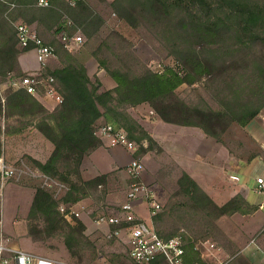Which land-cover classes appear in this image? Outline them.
<instances>
[{
	"label": "trees",
	"instance_id": "obj_1",
	"mask_svg": "<svg viewBox=\"0 0 264 264\" xmlns=\"http://www.w3.org/2000/svg\"><path fill=\"white\" fill-rule=\"evenodd\" d=\"M38 2L0 0V84L11 76L27 75L19 65V56L32 48L20 49L17 45L15 25L21 22L33 26L46 43L54 45L57 63L48 64L45 71L56 79L63 97L50 110L38 96L23 88L10 89L4 98L0 92V117L14 118L19 123L9 134L32 125L53 144L46 160L28 156V163L65 185L59 197L40 184L35 186L27 215L31 239L60 237L79 263L86 249L95 248L86 235V223L76 213L66 216L60 205H73L85 198L104 202L110 177L117 171L90 179L81 174L85 155L102 144L96 134L100 120L108 119L124 128L128 138L138 144L135 156L141 158L154 147V137L129 112L130 107L147 103L164 122L197 127L246 163L258 156L264 159V149L247 134L242 139L233 136L235 146L227 139L235 127L244 130L264 109V0L109 1L119 19L133 28L150 31L176 64L153 70L126 45L107 56L104 51L109 50V37L102 39L91 54L116 82L109 89H101L99 77L89 75L85 61L56 35L61 30L69 35L80 31L86 42L92 41L106 24L102 13L90 0H76L74 4L48 0L46 6ZM49 32H54L53 37H48ZM113 34L122 39L119 33ZM183 84H197L196 98L187 100L177 92ZM258 208L241 193L218 204L184 171L166 203L150 213V223L166 239L183 235L184 264H209L196 248L198 238L178 233L179 223L201 219L212 228L223 215L251 214ZM251 256L253 264L263 260L256 251ZM155 264L166 261L161 257Z\"/></svg>",
	"mask_w": 264,
	"mask_h": 264
},
{
	"label": "rangeland",
	"instance_id": "obj_2",
	"mask_svg": "<svg viewBox=\"0 0 264 264\" xmlns=\"http://www.w3.org/2000/svg\"><path fill=\"white\" fill-rule=\"evenodd\" d=\"M90 1L105 17L106 24L102 28L100 36L96 39L86 42L83 37V42L75 48L73 53H76L85 62L90 59L88 62L90 63V73L99 77L102 83L101 89H109L112 85H116V82L99 66L97 60L91 54V50L101 43L102 39L107 40L108 37L109 50L104 51L107 56L113 55L109 53L111 51L113 53L121 51L123 47L126 48V45V49L132 51L144 65L153 70H162L165 65H176L175 60L161 49L158 40L150 31L145 28H133L126 21L119 19L110 8L109 1L111 0ZM113 31L119 33L123 40L116 37ZM76 33L82 34L80 31ZM59 34L56 35L61 41ZM53 35L54 32L48 33L49 38ZM52 46L54 45L52 44ZM19 62H21L22 65L20 63L19 65L22 68L40 66L39 69L24 70L26 74L38 71L41 68L46 73V66L56 64L57 57H52L41 67L35 51L31 49L20 54ZM20 78L11 76L6 82L0 84V92L3 98L10 89L15 88L13 82ZM196 85L183 84L178 87L177 92L187 100H192L197 96L194 90L197 88ZM43 98L45 100L41 101L50 110L59 105L51 98ZM128 110L152 134L154 139L157 137L162 142L159 144L160 142L155 139L154 147L143 153L141 157L143 164L142 180L152 187L162 205L175 191L179 177L186 170L210 194L216 203H224L232 197L230 194L234 188H241L243 193L248 195L250 201L262 205L260 212L264 214V193H258L255 190L257 177L264 178L263 159L257 158L252 162L243 163L239 171L236 172L240 176V180L236 182L230 178L232 171L228 167L221 168L220 163L223 160L221 155L214 153V150H210L209 154L203 157L205 151L198 153L196 150L197 145L190 142V139H192L190 137H187L189 144H183L180 141L183 132L174 135L169 129L178 124L172 125V123L160 120L147 103L130 107ZM17 124L19 123L14 118L5 120L0 117V152L4 153L11 161L24 160L28 163V156L43 161L46 160L50 153L49 147H53L52 142L32 125H28L21 132L9 134L8 131L12 130L13 125ZM179 129L181 131L188 130L194 136H197L196 134L199 132L203 133L199 128L192 126L187 128L181 126ZM232 131L233 134L231 133L227 139L231 145L235 146L234 142H231L233 136L242 139L246 137L245 134L247 133L238 127H235ZM143 145L147 147V141H144ZM207 145L211 146V142H208ZM206 149L204 148V150ZM221 149L226 153L224 146ZM184 152L185 155L180 159V154H184ZM98 163L103 168L104 162L101 160ZM126 173L127 171L123 169L121 173L117 174L116 172L110 177L104 202L85 198L90 202V205L84 210L96 226L92 231H89L87 226L86 235L94 243L95 248L86 249L83 261L80 263L91 264L95 259L102 257L106 264H131V259L128 256L127 234L123 233L120 237L111 236L109 234L114 227L112 228L111 225L104 222L101 224L96 222L99 217L112 215L120 210L121 204L124 203L123 199L127 197L131 182V180L128 182L130 177ZM39 184V181L29 178L19 182L13 180L5 182L1 191L2 199H0V240H4L14 248L61 260L74 261L62 238L55 237L46 241H34L28 236L27 215L33 200L35 186ZM50 190L53 191V189ZM64 190L65 188L56 195L54 192V195L59 197ZM137 211L139 212L137 214L151 225V211L146 203H142L140 210L137 209ZM239 214L234 213L230 216L223 215L217 218L216 224L212 228L208 227L201 219L196 222L184 221V223H179L178 233L185 232L191 236H196L198 238L196 248L199 249L201 255L209 264H253L252 252L256 251L261 258L263 254H260L261 252L258 249L253 248L254 241L249 242V239L255 238L256 240V235L249 237V233L243 230L245 218ZM84 220L92 224L91 220L86 218Z\"/></svg>",
	"mask_w": 264,
	"mask_h": 264
},
{
	"label": "built area",
	"instance_id": "obj_3",
	"mask_svg": "<svg viewBox=\"0 0 264 264\" xmlns=\"http://www.w3.org/2000/svg\"><path fill=\"white\" fill-rule=\"evenodd\" d=\"M74 4L76 0H68ZM39 5H48V0H39ZM71 24V20L67 21ZM18 35V47L25 49L31 47L35 53L41 67L48 60L55 56L54 47L46 43L38 34L36 29L25 23H16ZM60 39L65 47L74 52L83 42L80 33L69 35L65 30L60 31ZM14 89L23 88L28 92L42 97L53 99L60 104L63 97L59 91L56 79L43 71L32 72L13 82ZM96 134L101 139H106L110 145H122L134 153V157L127 166V173L131 179L124 203L120 210L108 216H101L97 223L113 225L114 228L109 235L120 237L123 233L128 236V256L131 264H155L159 258H164L166 264H184L185 262V240L182 234H177L168 239L161 237L149 225L142 216L137 214L136 207L139 203H146L150 213L159 209L162 204L152 187L142 180L143 164L141 158L135 156L138 151V144L128 138L124 128L109 121L99 125ZM25 178L39 181L40 185L47 189H53L55 195L60 193L65 185L49 175L35 169L24 160L11 161L4 153L0 152V199H2V188L5 182L21 181ZM230 178L239 181L240 176L232 173ZM258 193H264V178L259 176L256 179ZM60 210L66 216L76 213L77 210L71 204H61ZM253 242V240L251 241ZM0 264H83L76 261L57 259L49 256L40 255L32 251L14 248L4 240H0ZM264 264V258L261 263Z\"/></svg>",
	"mask_w": 264,
	"mask_h": 264
},
{
	"label": "crops",
	"instance_id": "obj_4",
	"mask_svg": "<svg viewBox=\"0 0 264 264\" xmlns=\"http://www.w3.org/2000/svg\"><path fill=\"white\" fill-rule=\"evenodd\" d=\"M89 60L85 62V65H86L88 74L92 76V74L90 73L91 72L90 63H88ZM19 63L21 64V62H19ZM39 67L40 66L36 65L33 68H27V67H23V68L21 67V68L23 70H29V69H39ZM114 86H115V84L112 85L110 88H112ZM38 98L42 101L45 100L42 96H38ZM109 121L110 120H108V119H102L99 121L98 125L105 124ZM172 125H174V124H172ZM180 127L181 126H179V125H176V126L174 125V127L169 128V129L171 130V133L174 135L177 133L179 135V134H182V132H183V135H182L181 140H180L183 144H189L188 138L189 137L192 138V139H190V142L196 143V145H197L196 150L198 151V153L201 151L202 152L205 151L203 153V157L207 156L209 154L210 150H214V153L221 155V157L223 159L222 162L220 163L221 168L222 167L223 168L228 167L232 171V173H236L241 168V165L243 163H245L244 160H242V159L238 158L237 156H235L234 154L230 153L227 149L225 151L226 153H224V151H222V149H221L223 145L218 143L214 138L207 136L201 132H199L197 134L195 133L197 136H194L192 134V132H190L188 130L187 131H181V129H179ZM185 128H187V127H185ZM244 131L247 133L248 136H250L255 141L257 146H260L261 148L264 149V109L262 110V112L258 116H256L253 120H251L244 127ZM155 139L158 142H160L159 144L162 143L160 140H158L157 137H155ZM101 140H102V144L99 147H97L95 150L90 152L89 154L85 155V157L82 160L81 174H82V177L84 179H90V178H93L99 174L111 172L114 170L117 171V174L121 173V171L123 169H125V170L127 169L128 164L131 162L132 158L134 157V153L131 150H128L127 148H125L124 146H122V145H110L106 139H101ZM208 142L209 143L211 142V146L207 145ZM212 142H214V143H212ZM204 148H207V149L204 150ZM52 150H53V147L52 148L49 147L50 153ZM50 153H49V155H50ZM184 155H185V152H184V154L183 153L180 154V159H182V157ZM257 158L263 159L261 156L260 157L258 156L254 159H257ZM101 160L104 162L103 168L100 166V163H98ZM182 161H185V160H182ZM184 171H186V170H184ZM256 189H257V187H256ZM237 193L243 194L249 200L248 195L244 194L243 189H241V188H239V189L234 188L232 190L230 196H234ZM125 198L123 199L124 202L126 200ZM250 202L257 204L253 201H250ZM141 204H142V202L139 203L136 207L137 213H139L137 211V209L140 210ZM89 205H90V202H88L86 199L81 200V201L73 204L74 208L77 210V215L86 223L89 231L90 230L92 231L94 228H96V226L93 223V220H91L90 217H88L86 211L84 210ZM257 205H259V208L255 212H253L251 214H241V216H243L245 218V224H244L243 230L249 233V235H248L249 237L256 235V240H255V238L252 239L254 241V247L253 248L255 250L258 249V251L261 252L260 254H263L262 255V259H263L264 258V214H262L260 212L262 205L261 204H257ZM85 218L91 220L92 224H89L86 220H84ZM252 240L249 239V242H251ZM104 262L105 261L102 259V257H99V258L95 259L94 262L91 264H106Z\"/></svg>",
	"mask_w": 264,
	"mask_h": 264
}]
</instances>
